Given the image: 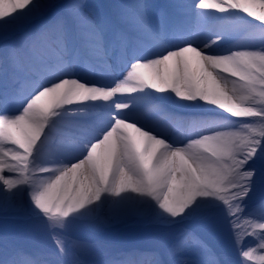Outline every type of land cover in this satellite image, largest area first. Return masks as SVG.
I'll return each mask as SVG.
<instances>
[{
    "label": "snow or ice",
    "instance_id": "snow-or-ice-1",
    "mask_svg": "<svg viewBox=\"0 0 264 264\" xmlns=\"http://www.w3.org/2000/svg\"><path fill=\"white\" fill-rule=\"evenodd\" d=\"M0 43V264H87L72 230L130 219L148 264H264V0H0Z\"/></svg>",
    "mask_w": 264,
    "mask_h": 264
},
{
    "label": "rangeland",
    "instance_id": "rangeland-1",
    "mask_svg": "<svg viewBox=\"0 0 264 264\" xmlns=\"http://www.w3.org/2000/svg\"><path fill=\"white\" fill-rule=\"evenodd\" d=\"M89 3H99L105 5H112L120 3L121 0H87ZM4 45L0 43V49ZM104 206L101 209L102 214L106 215L107 211L104 210ZM5 226V222L0 220V230ZM11 217L8 218L7 227L12 230L14 227H18ZM160 232L159 230L144 220L130 219L127 222L106 226V230L103 233L92 232L87 225L77 226L72 230L70 239L81 243V241H89V247L91 248V257L88 260L91 264H100L104 257L93 251L92 246L97 244H104L105 247L114 251L117 254H127L128 252H141L145 250L147 240H151V248L157 249L160 244ZM22 246L26 250L43 249L47 246L46 242L37 236L25 235L22 240ZM83 260L84 257H81Z\"/></svg>",
    "mask_w": 264,
    "mask_h": 264
},
{
    "label": "bare ground",
    "instance_id": "bare-ground-1",
    "mask_svg": "<svg viewBox=\"0 0 264 264\" xmlns=\"http://www.w3.org/2000/svg\"><path fill=\"white\" fill-rule=\"evenodd\" d=\"M176 1L179 2V0H176ZM186 2H190V0H186ZM161 3H162L163 6L174 4L173 2H169V3H167V4H164L163 2H161ZM244 35H245L246 37H248L247 34H244ZM234 43H235V41H234ZM147 109H148V111H149L150 113H152L151 106H149V105H144V106H142L141 111H142V110H147ZM148 118H149V119H155L153 116H148ZM104 207H105L104 210H106L107 213H108V211H109V206H108V204L106 203V204L104 205ZM100 215L103 216L102 211L100 212ZM151 243H152V241H151L150 239L147 240V241H146V246H145V251L141 252L140 254L123 255L122 257L125 258V259L136 260V261L138 262V264H146V261H147V260H149V261L151 260L150 258H152L153 254H154V251H155V250H152V249H151V246H150ZM89 252H90L89 248L86 247V248L83 250L81 257L88 256V253H89ZM148 258H149V259H148ZM145 259H147V260L145 261ZM149 261H148V262H149ZM87 264H91V263H87Z\"/></svg>",
    "mask_w": 264,
    "mask_h": 264
}]
</instances>
